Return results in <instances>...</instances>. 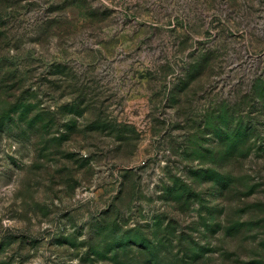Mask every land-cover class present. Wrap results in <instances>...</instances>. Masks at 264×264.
<instances>
[{
    "label": "rangeland",
    "instance_id": "1",
    "mask_svg": "<svg viewBox=\"0 0 264 264\" xmlns=\"http://www.w3.org/2000/svg\"><path fill=\"white\" fill-rule=\"evenodd\" d=\"M0 264H264V0H0Z\"/></svg>",
    "mask_w": 264,
    "mask_h": 264
}]
</instances>
